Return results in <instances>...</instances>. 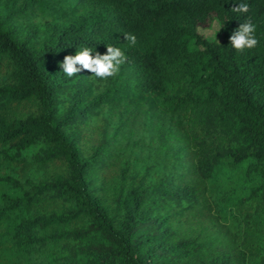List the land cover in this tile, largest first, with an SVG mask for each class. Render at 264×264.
Instances as JSON below:
<instances>
[{
  "label": "trees",
  "instance_id": "trees-1",
  "mask_svg": "<svg viewBox=\"0 0 264 264\" xmlns=\"http://www.w3.org/2000/svg\"><path fill=\"white\" fill-rule=\"evenodd\" d=\"M238 2L0 0V264H264V0ZM109 44L115 77L63 73ZM141 103L163 120L158 168L106 137L104 114ZM227 160L251 181L228 210Z\"/></svg>",
  "mask_w": 264,
  "mask_h": 264
},
{
  "label": "rangeland",
  "instance_id": "rangeland-1",
  "mask_svg": "<svg viewBox=\"0 0 264 264\" xmlns=\"http://www.w3.org/2000/svg\"><path fill=\"white\" fill-rule=\"evenodd\" d=\"M218 30V24L212 23L209 27L200 28L199 33L208 40H214ZM104 119L107 120L106 137L112 139L113 147L116 146L117 149L120 148L123 151L124 156L122 157H137L138 165H141L142 169L143 166L158 168V163L164 156L162 151L167 149V139L163 138V120L158 117V113L153 108L148 107L147 103L131 106L125 110L119 107L107 115L104 114ZM161 143L163 149L160 150ZM1 170L2 164H0ZM216 174L219 178L214 186L217 201L228 210L251 181L244 175L243 167L235 168L228 160L216 170ZM3 190L4 188L0 187V192ZM214 235L210 234L207 237V244H210ZM216 242L217 239H215Z\"/></svg>",
  "mask_w": 264,
  "mask_h": 264
},
{
  "label": "clouds",
  "instance_id": "clouds-1",
  "mask_svg": "<svg viewBox=\"0 0 264 264\" xmlns=\"http://www.w3.org/2000/svg\"><path fill=\"white\" fill-rule=\"evenodd\" d=\"M232 11L238 14H246L250 11L249 4L240 0ZM256 25L251 19L245 20L239 27L231 34L230 44L238 52H243L245 49H252L259 43L255 36ZM124 38L134 46L137 43V38L134 34L125 33ZM128 57L126 52L120 47L112 45L107 46L106 54L96 52L93 55L91 48L85 47L78 50L73 55L64 57L60 67L63 73L68 77L76 76L77 73L87 71L91 73L92 77L100 79H108L119 74L121 67L126 63ZM79 65V67H78Z\"/></svg>",
  "mask_w": 264,
  "mask_h": 264
}]
</instances>
